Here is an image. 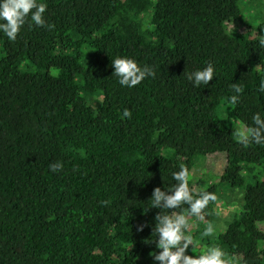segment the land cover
<instances>
[{
  "label": "trees",
  "instance_id": "trees-1",
  "mask_svg": "<svg viewBox=\"0 0 264 264\" xmlns=\"http://www.w3.org/2000/svg\"><path fill=\"white\" fill-rule=\"evenodd\" d=\"M261 1L45 0L44 27L29 17L15 41L0 33V264H160L159 210L146 204L181 167L193 196H216L193 237L232 264H264V145L233 135L264 114V13L247 33L228 27ZM117 57L155 77L122 87ZM208 63L213 80L194 87L188 75ZM222 154L223 175L196 179L195 193L201 160ZM225 188L241 193L240 211L211 241Z\"/></svg>",
  "mask_w": 264,
  "mask_h": 264
},
{
  "label": "clouds",
  "instance_id": "clouds-1",
  "mask_svg": "<svg viewBox=\"0 0 264 264\" xmlns=\"http://www.w3.org/2000/svg\"><path fill=\"white\" fill-rule=\"evenodd\" d=\"M45 0H0V33H3L9 41H15L21 32L26 21L29 19L37 27H44L46 21L44 14L47 11ZM49 30L54 26L47 25ZM264 50V36H262L257 45ZM114 73L118 78V83L122 87L129 89L135 88L141 84L147 77H155V71L150 67H140L137 62L130 58L117 57L111 60ZM216 69L212 63H208L203 70H197L188 75V80L194 87L209 85L213 80ZM232 91L235 95L230 96L233 104L239 101L242 89L237 84H232ZM264 93V86L259 89ZM131 113L125 110L123 117L130 118ZM237 143L248 146L250 144L264 145V114L257 112L252 117V125L244 124L233 133ZM52 172L62 169L60 162L49 165ZM172 178L177 183L170 190L162 191L157 187L153 190L152 196L148 200L147 211L158 209L154 218L153 234L154 242L158 252L151 253L153 261L160 264H232L220 247H209L206 253L201 255H186L189 246L195 248L197 242L189 230V217H201L202 211L210 201H215L216 196L207 191H201L198 196H193L189 188V170L181 167L179 171L172 173ZM170 193V194H169ZM182 205L189 207L177 213L174 209H180ZM186 213V214H185ZM141 225L138 231H143ZM213 234L211 227L207 228L203 236Z\"/></svg>",
  "mask_w": 264,
  "mask_h": 264
},
{
  "label": "rangeland",
  "instance_id": "rangeland-1",
  "mask_svg": "<svg viewBox=\"0 0 264 264\" xmlns=\"http://www.w3.org/2000/svg\"><path fill=\"white\" fill-rule=\"evenodd\" d=\"M261 6L260 9H251L250 12L247 11L245 16L240 19L236 20L235 22H232L228 24L229 31L231 33H247L250 31V28L248 26L249 22L254 23L256 20L254 16L256 14L264 13V0L259 3ZM262 4V5H261ZM227 167V156L226 155H216L212 157H207L205 160H201L200 164L196 168L194 174H193V190L195 193H199L200 186L197 184L196 179L202 178L204 176H212L215 177L214 182H217L218 179L223 175L225 169ZM241 193L236 190H232L230 188H225L221 190V198L220 203L216 207V216L214 220V224L212 227L213 234L210 235L209 238H211L213 241L214 236L219 235L221 232L224 231L225 223L229 220H232L233 216L235 214L239 213V207L241 205ZM193 223L190 224L189 230L191 232V235L195 234L196 231V221L206 222L205 217L201 214V217H197L196 219H192ZM208 238V239H209ZM193 239L197 242V246L193 248V246L190 245V251L192 250L193 256L195 255H201L206 253L208 246L206 243L204 244L202 240H199L197 237H193Z\"/></svg>",
  "mask_w": 264,
  "mask_h": 264
}]
</instances>
